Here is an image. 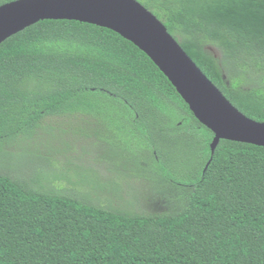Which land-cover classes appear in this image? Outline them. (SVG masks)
I'll list each match as a JSON object with an SVG mask.
<instances>
[{
	"label": "trees",
	"instance_id": "1",
	"mask_svg": "<svg viewBox=\"0 0 264 264\" xmlns=\"http://www.w3.org/2000/svg\"><path fill=\"white\" fill-rule=\"evenodd\" d=\"M136 1L233 107L264 123V0ZM74 114L114 118L150 159L163 154L172 208L109 211L0 176V264H264L263 147L220 141L204 172L211 132L143 52L107 29L47 20L0 44V144ZM169 125L186 134L185 158L170 162L181 168L157 144Z\"/></svg>",
	"mask_w": 264,
	"mask_h": 264
},
{
	"label": "rangeland",
	"instance_id": "2",
	"mask_svg": "<svg viewBox=\"0 0 264 264\" xmlns=\"http://www.w3.org/2000/svg\"><path fill=\"white\" fill-rule=\"evenodd\" d=\"M208 50L222 61L218 49ZM117 123L100 114L44 118L32 136L0 144V176L109 211L139 215L169 212L171 194L157 166L164 155L157 153L150 159L151 152L149 157L142 153L146 147L142 138L131 135L130 128L117 131ZM168 127L172 133L158 136L157 144L167 150L169 165L180 157L177 165L187 153L186 134ZM172 167L181 168V164Z\"/></svg>",
	"mask_w": 264,
	"mask_h": 264
},
{
	"label": "water",
	"instance_id": "3",
	"mask_svg": "<svg viewBox=\"0 0 264 264\" xmlns=\"http://www.w3.org/2000/svg\"><path fill=\"white\" fill-rule=\"evenodd\" d=\"M75 21L104 28L143 52L175 88L189 111L220 141L264 148V123L235 107L201 72L164 24L136 0H12L0 5V44L40 21Z\"/></svg>",
	"mask_w": 264,
	"mask_h": 264
},
{
	"label": "flooded vegetation",
	"instance_id": "4",
	"mask_svg": "<svg viewBox=\"0 0 264 264\" xmlns=\"http://www.w3.org/2000/svg\"><path fill=\"white\" fill-rule=\"evenodd\" d=\"M215 57V56H214ZM153 154L155 155V153L153 152Z\"/></svg>",
	"mask_w": 264,
	"mask_h": 264
}]
</instances>
